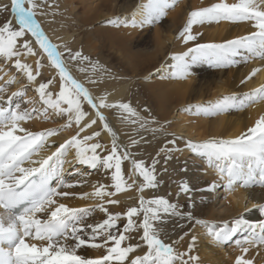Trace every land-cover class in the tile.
<instances>
[{
  "label": "bare ground",
  "instance_id": "obj_1",
  "mask_svg": "<svg viewBox=\"0 0 264 264\" xmlns=\"http://www.w3.org/2000/svg\"><path fill=\"white\" fill-rule=\"evenodd\" d=\"M218 2L220 0H169L170 6L165 9L164 14L169 13L165 19L162 14L155 17L152 23L142 25L140 21L144 20L148 14L146 6L149 0H37L39 7L36 9L34 19L38 21L48 40L56 46L60 54L61 47L65 46H81L83 51L91 52V54L99 53L100 56L105 52L107 56H113L120 64L127 78L109 79L105 71L98 69L94 70L91 76H83L61 54V59L71 76L89 90L93 102L100 105L103 100L110 105L94 108L82 96V110L85 109L87 115L80 126L74 127L73 130L66 129V124L74 117V113L62 114L58 109L44 102L38 91L41 79L38 78L36 70L33 72L36 79L29 80L25 72L16 67V60L13 57L0 55V89H3L0 91V107L19 113H28V118L19 121V126L28 132H44L46 127L52 126L50 122L43 121L47 119L48 116H45L47 113L52 114L50 119L57 120L55 127L60 128L55 130V134L46 137L42 146L33 151L20 166L26 169L39 168V161L53 156L60 146L72 137L78 136L83 140L84 137L100 131L99 137H93L89 141L105 140L107 149L106 152H102L104 156L113 147L114 142L122 155L127 152L129 156L121 168L122 175L124 177L129 174L135 186L132 190L120 194L103 195L104 197L94 195L100 186H103L106 193L112 192L110 187L115 184V168L110 169L112 171H107L109 168L104 171L101 162H98L95 168L82 164L79 162L77 149L69 146L60 157L63 161L59 170L60 174L50 181V187L59 193L67 192L69 195L54 196L56 204L46 207L44 212L36 213V218L42 221L49 219L50 212L60 204L69 208L89 210L95 203L105 202L109 210H122V212L123 210L126 212L129 207L136 204L140 206L141 199L150 201L152 199L150 190L157 188L145 186L147 182L134 167V161L137 162V159L143 158L138 157L140 154L147 153L154 156L159 152L165 154L172 151L174 164L171 165L176 171L169 192L171 196L175 195L177 207L176 214L172 211L168 213L176 218L177 223L173 225V222H170L171 226L173 225L172 227L168 225L170 234L165 239L161 236L159 238L165 244L171 245L177 253L182 254V260H177L175 264H183V261H187V264H236L237 258L241 255L253 264H264V244L245 243L253 239L259 229L241 227L226 243L217 242L208 232V225L212 224L215 225L216 230L225 225L236 227L235 220L239 218L253 225L264 222V214L258 208L264 205V185L252 184L244 187L237 182L229 188L227 177L222 178L218 169L210 164L205 156L197 154L189 146L190 142L235 139L247 132L261 116H264V99L247 102L244 107H229L214 115L204 114L198 107L215 110L217 102L225 97L234 96L237 100H242L255 89L264 87V58L252 56L246 50H241V55L234 57L236 62L229 66H218L214 59H200L193 62L192 58L197 53L190 49H195L198 45L223 44L257 31L253 27L255 22L252 20L237 22L222 20L194 25L192 34L196 35L197 39L185 43L180 33L186 26L190 13ZM227 2L232 4L238 0H227ZM25 7L30 5L25 4ZM170 7L174 9L168 11ZM261 8H264V4ZM12 17L13 28H16L18 18L15 14ZM110 21H117L119 26ZM133 21L136 22L135 26ZM72 22L91 28L93 24L99 23V25L79 37L76 30L73 31L68 27ZM25 42L30 43L35 54L22 53L19 56L21 62L32 63L34 69H37L39 59L46 58V64L43 62L40 66L43 75L54 76L57 82L63 80L59 69L53 66L48 54L30 32L26 31L24 36L17 38L16 46H23ZM185 53H187L185 61L190 65L189 74L186 77H179L175 75L177 61L174 57ZM254 69L259 71L251 76ZM250 76L251 79H249ZM13 78L14 82L9 83ZM136 81L140 84L141 94L145 102L149 104L148 108L152 110L153 117L145 115L131 105L130 108L135 115L119 107L130 100ZM49 88L52 90V99L55 100L59 94L58 86L50 83ZM16 93L21 94L14 95ZM98 112L106 117V120L100 119ZM140 117L146 120L147 129L143 128L144 126L143 129L135 128L138 124H135L134 119L139 121ZM93 120L96 122L91 124ZM105 123L111 131L104 127ZM89 124L91 127H86ZM139 125L143 124L139 123ZM0 128H4V124L0 123ZM15 134L25 135L23 132ZM88 143L91 145L93 142ZM104 156L102 160L106 157ZM50 164L55 165V157ZM182 172L184 180L181 178ZM15 175L20 176L21 173L16 172ZM182 183L188 185V191H182ZM212 185H215L214 190ZM142 187L143 190H141ZM157 192L160 195L164 193L160 189ZM110 200H116L120 204L109 203ZM0 214L7 218L10 213L0 207ZM141 215V224H143L145 213L142 211ZM94 218L97 216L89 220L84 218L78 227L82 228V225L86 224L88 230L77 235L80 238L86 237L83 239L88 243L104 244L103 235L98 236V233H94L95 239H92L94 235L90 236L97 226L93 221ZM140 227L134 232L136 236L132 237L134 233L131 232L132 241L143 235V228ZM176 235L180 237L175 243ZM57 239L61 245L69 248L77 243L71 235L66 240L63 237ZM139 241L141 242L136 244H128L127 241L121 244V247L139 245L122 264H131L136 257L144 256L149 251L146 242ZM26 242L36 244L38 247H46L48 244L46 239L26 238ZM114 246V242L99 248L86 244L76 249V255L85 259H98L107 255V249ZM190 246L191 250H189ZM244 248H248L246 254L243 252ZM190 257L198 259H190ZM108 264H121V262L112 261Z\"/></svg>",
  "mask_w": 264,
  "mask_h": 264
},
{
  "label": "snow or ice",
  "instance_id": "obj_2",
  "mask_svg": "<svg viewBox=\"0 0 264 264\" xmlns=\"http://www.w3.org/2000/svg\"><path fill=\"white\" fill-rule=\"evenodd\" d=\"M25 4L30 5V7L26 8ZM262 4H264V0H238V2L232 4H229L227 0H220V2L208 7L193 10L186 26L180 33L185 43L197 39L196 35L192 34V28L198 24L222 20L232 22L252 20L255 22L253 27L257 29L256 32L248 36L223 44H204L198 45L195 49H190V51L197 53L192 58L193 62L200 59H214L218 66H229L236 62L234 57L240 56L241 50H246L252 56L264 58V8H261ZM169 6V0H149L146 6L148 14L140 23L142 25L152 23L154 18L164 14L165 9ZM7 7V5L3 6L0 11H6ZM38 7L37 0H11V10L18 18L20 27L15 30L11 20L0 26V55L8 58L21 55L16 49L17 38L24 36L26 31L30 32L36 38L40 47L48 54L53 66L59 69V73L64 80V85L55 100L52 99L51 93H46L48 84H41L38 91L42 99H44L45 103L58 109L62 114L74 113V120L79 123L87 115L82 110L81 96L87 99V102L92 104L94 108L109 107L110 105L103 100L100 105L95 104L89 90L71 76L56 46L50 43L40 24L34 19ZM110 22L119 26L117 21ZM135 23L133 21V26H135ZM23 47L29 55L35 54L29 42H25ZM186 55L187 53L174 57L177 61L175 75L179 77H186L189 74L190 65L185 61ZM80 56V53H76L73 58ZM83 58L87 59V57ZM16 67L23 70L29 80L36 79L30 65L17 60ZM258 71L259 69H254L251 76L256 75ZM251 76L249 79H251ZM13 82L14 78L9 81V83ZM2 90L0 89V91ZM20 94L16 93L14 95ZM258 99H264V87L255 89L242 100H237L234 96L225 97L217 102L215 110L203 108L202 106L198 107L204 114L214 115L216 112L225 111L229 107H244L247 102H253ZM61 103H66L68 107H61ZM119 107L135 115L129 105L121 104ZM98 116L100 119L106 120V117L99 112ZM26 118H28V113H19L0 107V123L4 124V128H0V207L10 213L7 218L0 214V264H108V262L112 261H119L122 264L139 245L121 247L122 242L128 237L123 234L117 236L110 231L116 226L115 221L119 219V214L109 215L108 219L95 227L94 233L105 235L104 244L88 243L77 235V233L83 231V228L78 227V224L88 214V209L69 208L64 204H60L55 210L50 212V218L45 221L36 218L35 214L44 212L46 207L56 204L54 196L69 195L67 192L59 193L56 189L50 187V181L60 174L59 170L63 163L60 157L69 146H74L77 149L79 162L82 164L95 168L97 163L101 162L109 168L114 167L116 193L131 187V185L126 184L121 169L122 159H127L129 154L125 152L123 157H121L117 153V147L114 142L111 154L101 160L96 153V150L101 147L100 144L85 146V142L93 137H84L81 140L78 136H74L61 145L53 156L39 161V168H23L20 166L22 162L28 159L33 151L38 150L42 146L46 137L55 134V130L39 133L28 132L19 126V121ZM95 122L93 120L91 124ZM91 124L86 127H91ZM104 127L111 131L107 123H105ZM16 132H23L25 135L19 136L15 134ZM95 135H99V133ZM189 146L197 154L205 156L208 162L218 169L222 178L227 177V186L229 188H232L237 182L244 187L252 184L264 185V116H261L247 132L235 139H212L203 143L190 142ZM54 157L55 165L50 164ZM113 160L114 164L112 163ZM217 161L221 163H216ZM134 167L144 177L147 182L146 187H156L154 166L149 171L144 167L142 161L138 163L134 161ZM16 172L21 173V175L16 176ZM212 189H215V185H212ZM141 190H143V187ZM188 190V185L182 183V191L186 192ZM112 194L106 193L103 186L97 188L94 193L98 197ZM109 203L114 204L118 203V201L110 200ZM149 205L161 206L163 212L172 211L173 214H176L177 206L170 204L163 198L150 201L141 199L140 209L131 208L128 210L126 214L128 224L124 232L135 230L136 225L132 217L143 211L145 215L141 225L143 228L141 239L146 242L149 249L144 256H138L132 260L131 264H175L177 260H182V254L177 253L171 245L165 244L159 238V233L155 230L152 223L158 218V209ZM100 207L107 212L106 208ZM258 208L264 214V205L258 206ZM235 225L236 227L225 225L219 230H216L214 224L208 225V232L217 242L226 243L241 227L257 228L259 232L254 234L253 239L245 241V243L264 244V222L253 225L247 220L239 218L235 220ZM69 235L77 241L72 248L61 245L57 239L63 237L66 240ZM26 238L46 239L48 244L46 247H38L36 244L27 243ZM92 239H95V235ZM109 241L114 242L115 246L108 248V254L102 258L85 259L76 255V249L81 246L87 244V246L99 248L106 246ZM189 250H191V246ZM243 252L246 254L248 248H244ZM190 259L198 258L190 257ZM183 264H187V261H183ZM236 264H253V262L246 260L244 255H241L237 258Z\"/></svg>",
  "mask_w": 264,
  "mask_h": 264
},
{
  "label": "rangeland",
  "instance_id": "obj_3",
  "mask_svg": "<svg viewBox=\"0 0 264 264\" xmlns=\"http://www.w3.org/2000/svg\"><path fill=\"white\" fill-rule=\"evenodd\" d=\"M7 5V10L6 11H0V26H3L4 23L8 20H11V22L13 23V20H12V16L14 15L12 10H11V2L10 0H0V8H3V6ZM170 11L171 9H174L173 7H170L168 8ZM167 13V12H166ZM164 14L163 16V19H165L168 15L167 14ZM72 24V25H71ZM68 27L69 29L71 30H76L77 34L79 35V37L81 35H83L84 32L90 30V29H93L94 27H97L99 25L98 24H93L92 28L89 26L87 27V25H83V24H79L77 22H72ZM20 27V25H16V28L14 27L15 30H18ZM16 49L22 54V53H26L28 54L27 50L23 47V46H16ZM26 50V51H25ZM76 53H80L81 56L80 57H77V58H73V56L76 54ZM61 54L64 56V58L66 60H68V63L71 64L73 67H75L79 73H81L83 76H91L92 73H94V70H103V72L105 71V75L106 77H108L109 79H113V80H116L117 79H126L127 78V75H125V71L122 69V67L120 66V64L113 58V56H107L105 54V52H103V55H99V53L97 54H94L91 52H87V51H83L82 47H72V46H65V47H61ZM20 56V55H19ZM19 56H13V59H15L16 61L17 60H20L21 61V58ZM83 57H87V59H84ZM105 58V59H104ZM101 59V60H100ZM104 59V60H103ZM42 60V61H41ZM41 61V62H40ZM116 61V62H115ZM46 64L47 62V59L46 58H40L39 61H38V67L37 69H34V67L31 65L32 63H29L28 65L31 66L32 68V72H35L36 70V74L38 76V78L41 79V84H48V88L46 89V92L47 93H51L52 90L49 88L50 86V83L51 84H55L58 86V92L61 91L63 85H64V80H59V82H57V80L54 78V76H44L43 75V71L41 70V64ZM74 63V64H72ZM100 63V64H99ZM102 65V66H101ZM120 72V73H119ZM91 73V74H90ZM52 74V73H51ZM87 74V75H86ZM111 74V75H110ZM115 74V75H114ZM118 74V75H116ZM120 74V75H119ZM124 74V75H123ZM44 76V77H43ZM123 76V77H122ZM126 77V78H125ZM59 83V85H58ZM138 81H136V84L133 86V90L131 91V97H130V100L126 102V104L128 105L129 103V106L131 105V107L135 108V109H139L138 111H142V113H144L145 115H148V116H154L153 115V112L149 106V104L147 102H145V98H143V95L141 94V87H140V84ZM140 87V88H139ZM56 99L58 98V95L55 97ZM142 98V99H141ZM132 99V100H131ZM83 100V97L81 96V101L82 102ZM136 100V101H135ZM124 103V102H123ZM142 103V104H141ZM61 107L63 108H67L68 105L66 103H61ZM137 107V108H136ZM85 111V109L83 110V112ZM145 111V112H144ZM148 112V114L146 113ZM85 113L87 114V111H85ZM152 113V114H151ZM33 113H31L32 115ZM50 114V113H49ZM48 113L45 115V116H48L47 119H43V121L45 123H49L53 126V128H51L52 126L50 127H46L44 130H59L60 128H56L55 127V124L57 125V120H52L50 119L52 114L49 115ZM54 118V117H53ZM142 117L139 118V121L134 119V122L137 126H135L136 129H141L143 126V128L146 127L147 129V124H146V120H142L141 119ZM46 120V121H45ZM81 122L82 120L77 123L75 120H74V117L71 119L70 122H67L66 126L67 128L66 129H74V127L76 126H80L81 125ZM139 123L143 124V125H139ZM49 128V129H47ZM51 128V129H50ZM142 128V129H143ZM45 132V131H44ZM96 133H99V135H95ZM95 134H90L89 136L91 137H99L100 136V131H97ZM88 137V136H86ZM88 142H93L92 144H100L101 147L98 148L96 150V153L97 155L102 158L104 156V154L102 152H106L105 150L107 149V143L105 140H100V141H96V140H92V141H89L87 140L85 142V146H87L89 143ZM87 143V144H86ZM117 147V146H116ZM164 147V146H163ZM111 151H112V148L109 149L107 151V153L105 154V156H109L111 154ZM117 153L123 157L121 151L119 150V148L117 147ZM138 155V154H137ZM144 155V156H143ZM140 154L138 155V157H143V158H139L137 159V163L138 162H143L144 164V167L146 169H148L149 171H151L153 169V166H154V175L156 177V180H155V183H156V190H150L151 191V194H150V197H152V199L150 200H153V199H160V198H163L165 200H167L169 203H172L174 202L173 205H176V198L175 195H170V192H169V188H170V184L172 183V180H173V175L175 174V168L174 166H172L174 163L172 162V157H173V152L171 151V153H165V154H162V152L159 154H156L154 156H151V155H147L146 154ZM104 156V157H105ZM148 156V157H147ZM105 157V158H106ZM137 157V158H138ZM147 157V158H146ZM102 160V159H101ZM125 162V159H122V163H121V168L125 165L124 164ZM112 163L114 164V160L112 161ZM172 164V165H171ZM104 166V171L106 169H108L109 167H107V165L103 164ZM114 167L112 168H109L107 171H112L110 169H113ZM108 173V172H107ZM166 174V175H165ZM172 174V175H171ZM164 176V177H163ZM167 177V178H166ZM160 178V179H159ZM181 178L183 179L184 178V173L182 172V175H181ZM113 179V178H112ZM124 180L126 181V184L127 185H131V187L127 188L126 190L124 191H121L119 193H116L115 191V187L112 186L110 187V189L112 190L111 193H113L112 195H115V194H120V193H123V192H126V191H130L134 188V184L133 182H131L130 180V176L129 174H127V176L125 175L124 176ZM184 180V179H183ZM54 181V180H53ZM101 187V186H100ZM114 188V189H113ZM158 189L164 191L163 195H160L158 194ZM160 195V196H159ZM101 197H104V196H101ZM170 198V199H169ZM175 199V200H173ZM104 204V205H103ZM120 204V203H118ZM117 204V205H118ZM95 205V206H94ZM93 206H91L89 208V213L87 216H85L84 218L85 219H91L93 216L97 218H94L93 221H95L96 225H98L100 222H103L105 221L106 219H108L109 217V214L110 215H115V214H119V219L115 221V227L112 228L110 231L112 232V234L114 235H125L126 237H128L129 239L125 240L129 243H133V244H136L137 242H141L139 240H142L141 237L143 236H138L136 238V240H131V237L130 235L132 233H134L135 231H138L139 230V227L141 224V220H142V215L140 216V214H142V211L139 212L138 215H135L132 217V220L134 222V224L136 225V228L135 230H131L127 233L124 232V229L125 227L127 226L128 224V218H127V212L129 209L131 208H137V209H140V206L139 205H134L132 207H129L128 210L126 212H122V210L118 211V210H109L108 207H106V203L104 202H97L95 203ZM100 206H103V208H107V213L105 211H103L101 209ZM150 207H153V208H157L158 209V218L155 219L152 223H153V227L155 228V230L159 233V236H161V238H166V236L168 234H170V227H172L173 225H175L177 223V220L176 218L170 214V213H165L163 212L162 208L160 206H157V205H150ZM100 210V211H99ZM103 211V212H102ZM96 212V213H95ZM113 212V213H112ZM122 212V213H121ZM102 213V215L100 216V214ZM107 214V215H106ZM125 214V215H124ZM96 215V216H95ZM124 217V219H122ZM126 217V218H125ZM172 217V218H171ZM168 218V220H167ZM102 221H101V220ZM170 219V220H169ZM97 220V222H96ZM140 220V222H139ZM170 222H173L172 226H171V223ZM164 223V224H163ZM167 223V224H166ZM169 223V224H168ZM79 225V224H78ZM170 227H169V226ZM82 228H83V231L82 232H86V230H88L87 228V225L86 224H83L82 225ZM141 228V227H140ZM167 229V230H166ZM169 229V230H168ZM82 232H79V233H82ZM132 232V233H131ZM91 233V232H90ZM89 233V235H90ZM136 233H134V235L132 234V237L133 236H136L135 235ZM87 235V237L89 236ZM95 235L94 232L91 233L90 236H93ZM89 236V237H90ZM98 236H102L101 234H98ZM102 237H105V235H103ZM179 235H176L175 236V243L179 240ZM82 238V237H81ZM83 238H86V237H83ZM177 238V239H176ZM129 241H132V242H129ZM108 243H113L111 241H109ZM107 243V244H108ZM123 243V242H122ZM134 246V245H132Z\"/></svg>",
  "mask_w": 264,
  "mask_h": 264
}]
</instances>
